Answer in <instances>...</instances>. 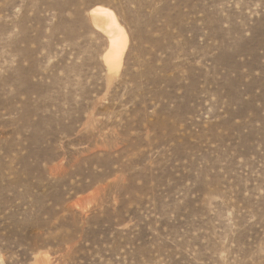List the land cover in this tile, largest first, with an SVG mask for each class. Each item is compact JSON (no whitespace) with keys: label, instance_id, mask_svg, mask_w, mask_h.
Returning a JSON list of instances; mask_svg holds the SVG:
<instances>
[{"label":"rangeland","instance_id":"1","mask_svg":"<svg viewBox=\"0 0 264 264\" xmlns=\"http://www.w3.org/2000/svg\"><path fill=\"white\" fill-rule=\"evenodd\" d=\"M0 264H264V0H0Z\"/></svg>","mask_w":264,"mask_h":264},{"label":"bare ground","instance_id":"2","mask_svg":"<svg viewBox=\"0 0 264 264\" xmlns=\"http://www.w3.org/2000/svg\"><path fill=\"white\" fill-rule=\"evenodd\" d=\"M89 20L107 40L104 62L112 69L119 64L127 43L126 34L117 22L113 12L107 8L95 7L89 12ZM121 62V61H120ZM109 69V68H108Z\"/></svg>","mask_w":264,"mask_h":264}]
</instances>
